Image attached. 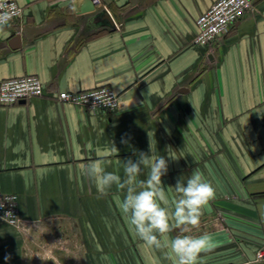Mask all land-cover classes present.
<instances>
[{"label":"crops","instance_id":"1","mask_svg":"<svg viewBox=\"0 0 264 264\" xmlns=\"http://www.w3.org/2000/svg\"><path fill=\"white\" fill-rule=\"evenodd\" d=\"M17 1L22 17L0 29V82L36 75L45 94L0 105V194L19 196L28 225L0 223V264H172L167 249L135 235L120 208L126 189L100 196L84 174L100 160L123 180L125 160L141 152L168 160L170 213L175 184L194 169L215 189L187 233L217 243L197 264H264L255 262L264 245V0L209 47L192 39L216 0H101L114 29L95 25L94 13L79 17L90 0ZM98 86L118 94L116 110L56 98Z\"/></svg>","mask_w":264,"mask_h":264},{"label":"clouds","instance_id":"2","mask_svg":"<svg viewBox=\"0 0 264 264\" xmlns=\"http://www.w3.org/2000/svg\"><path fill=\"white\" fill-rule=\"evenodd\" d=\"M4 7L5 0H0V9ZM11 19L9 12L0 11V29ZM121 142L127 143V140L122 138ZM114 151L118 152V149L114 147ZM145 167L149 169L147 179L138 180ZM167 171L168 160L164 156L153 158L143 152L135 161L131 158L125 160L123 180L116 172H106L103 161H93L84 167V174L97 183L100 196L107 195L113 185L120 190L126 189L120 208L139 240L155 249H167L172 264H197L200 254L213 250L217 243L210 234L193 236L187 233L200 224L203 209L209 207L216 192L196 168L186 183L179 179L175 184L179 198L171 200L173 211L170 213L162 206L169 204L161 179ZM172 188L170 186L167 190ZM170 220H174V224ZM174 229H179L181 234L169 241L166 234Z\"/></svg>","mask_w":264,"mask_h":264},{"label":"built area","instance_id":"3","mask_svg":"<svg viewBox=\"0 0 264 264\" xmlns=\"http://www.w3.org/2000/svg\"><path fill=\"white\" fill-rule=\"evenodd\" d=\"M257 0H216L212 7L201 14L196 25L197 30L192 43L198 47H209L228 33L231 26L239 21L254 7ZM96 7H101V0H93ZM0 11H7L12 16L11 26L19 21L23 15V8L17 0H5V7ZM4 27V28H5ZM44 83L36 75H26L18 78H8L0 82V105L11 107L32 98L43 97ZM109 86L80 92H60L56 97L62 102L82 106L86 110H101L112 112L118 106L119 96ZM19 196L16 194H0V223L13 228L28 230V225L22 219L19 208ZM256 253L255 262H264V245Z\"/></svg>","mask_w":264,"mask_h":264},{"label":"water","instance_id":"4","mask_svg":"<svg viewBox=\"0 0 264 264\" xmlns=\"http://www.w3.org/2000/svg\"><path fill=\"white\" fill-rule=\"evenodd\" d=\"M94 13L93 21L95 25L100 27L114 29L116 28V24L111 14L108 10H97L95 4H93V0H90V3L85 8L81 9L78 12L79 17H82L85 14ZM11 47L15 50L22 48V36L20 34H16L10 43Z\"/></svg>","mask_w":264,"mask_h":264}]
</instances>
